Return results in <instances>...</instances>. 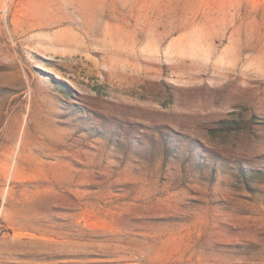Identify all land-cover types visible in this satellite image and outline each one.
Masks as SVG:
<instances>
[{"label": "rangeland", "instance_id": "374dc122", "mask_svg": "<svg viewBox=\"0 0 264 264\" xmlns=\"http://www.w3.org/2000/svg\"><path fill=\"white\" fill-rule=\"evenodd\" d=\"M116 1L0 0V264H264V0Z\"/></svg>", "mask_w": 264, "mask_h": 264}, {"label": "bare ground", "instance_id": "6f19581e", "mask_svg": "<svg viewBox=\"0 0 264 264\" xmlns=\"http://www.w3.org/2000/svg\"><path fill=\"white\" fill-rule=\"evenodd\" d=\"M75 1H77V0H75ZM110 1H111V6L112 7H110V6L107 5L108 0H83V2H85V3H83V6H82L83 8L82 9H89V10H91V12H90L91 15H89V16L94 20V22H95L96 25H100V22L98 21L99 18L100 19L107 18V19H110V21L111 20L118 21L116 18H114V16L111 17V14H116V13L119 14V11H121V8H120V5L121 4H120V2H117L116 0H110ZM72 7L75 8V6H72ZM81 11H83V10H81ZM98 22H99V24H98ZM111 26L108 25L106 27V30H105V33L108 36H110V37H112L113 35H116L115 34L116 31L113 32V33H111V31H110ZM112 28H113V26H112ZM119 28L120 27L117 26L115 29L118 30Z\"/></svg>", "mask_w": 264, "mask_h": 264}]
</instances>
